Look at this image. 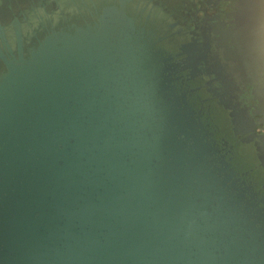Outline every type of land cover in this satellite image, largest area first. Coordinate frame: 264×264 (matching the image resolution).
Returning a JSON list of instances; mask_svg holds the SVG:
<instances>
[{"label":"water","instance_id":"1","mask_svg":"<svg viewBox=\"0 0 264 264\" xmlns=\"http://www.w3.org/2000/svg\"><path fill=\"white\" fill-rule=\"evenodd\" d=\"M100 21L26 173L0 162V264H264V211L166 97L131 21Z\"/></svg>","mask_w":264,"mask_h":264},{"label":"flooded vegetation","instance_id":"2","mask_svg":"<svg viewBox=\"0 0 264 264\" xmlns=\"http://www.w3.org/2000/svg\"><path fill=\"white\" fill-rule=\"evenodd\" d=\"M77 2L72 22L36 29L23 13L0 20V162L19 156L26 173L73 78L62 69L109 10L131 21V43L166 97L188 107L246 198L264 211V52L253 0Z\"/></svg>","mask_w":264,"mask_h":264},{"label":"rangeland","instance_id":"3","mask_svg":"<svg viewBox=\"0 0 264 264\" xmlns=\"http://www.w3.org/2000/svg\"><path fill=\"white\" fill-rule=\"evenodd\" d=\"M258 3L259 0H253L254 9ZM79 8L77 0H0V20L8 22L13 16L21 17L23 13L26 15L28 23L38 29L40 23L47 21L53 25L59 24L62 20L72 22ZM259 23H257L258 34L262 36L264 10ZM261 44L262 52H264V42ZM262 56L264 57V54Z\"/></svg>","mask_w":264,"mask_h":264},{"label":"bare ground","instance_id":"4","mask_svg":"<svg viewBox=\"0 0 264 264\" xmlns=\"http://www.w3.org/2000/svg\"><path fill=\"white\" fill-rule=\"evenodd\" d=\"M255 3V2H254Z\"/></svg>","mask_w":264,"mask_h":264}]
</instances>
